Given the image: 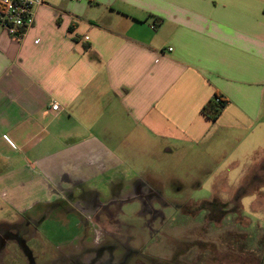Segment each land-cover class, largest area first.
Returning <instances> with one entry per match:
<instances>
[{"label":"crops","instance_id":"0c3cea01","mask_svg":"<svg viewBox=\"0 0 264 264\" xmlns=\"http://www.w3.org/2000/svg\"><path fill=\"white\" fill-rule=\"evenodd\" d=\"M32 1L21 40L0 30V233L35 238L6 240L0 264H29L26 247L89 259L124 205L156 202L163 157L264 134V0Z\"/></svg>","mask_w":264,"mask_h":264},{"label":"rangeland","instance_id":"374dc122","mask_svg":"<svg viewBox=\"0 0 264 264\" xmlns=\"http://www.w3.org/2000/svg\"><path fill=\"white\" fill-rule=\"evenodd\" d=\"M234 157L240 159L239 165L229 166ZM156 170L163 187L152 189L150 196L161 202L126 204L125 212L115 216V221H121V231L134 236L130 248L148 246L147 253L178 264H260L264 257L263 133L243 141L239 151L227 146L219 153L163 157ZM220 204L228 208L224 217L211 214ZM237 204L242 207L238 209ZM6 217L10 215L1 218ZM55 225L49 220L44 226L52 229L45 235L51 241L59 229ZM32 238L25 237L27 241ZM55 250L35 252L37 264H65L55 260L59 257ZM126 250L115 248L107 264H124ZM69 254L76 258L75 252ZM83 264H90L89 259Z\"/></svg>","mask_w":264,"mask_h":264},{"label":"flooded vegetation","instance_id":"af4514ba","mask_svg":"<svg viewBox=\"0 0 264 264\" xmlns=\"http://www.w3.org/2000/svg\"><path fill=\"white\" fill-rule=\"evenodd\" d=\"M151 199H155L156 200L155 203L161 202L160 199H156V198H151ZM149 204H153V203H149ZM236 206L238 209H240L242 207L240 204H237ZM222 209H224L225 212H223ZM227 210H228V208L226 205L220 204V206L218 208H216L211 214L218 213V214L222 215V217H224L225 215L229 214V212H227ZM151 211H152V208H151ZM144 229H146L145 225H144ZM118 231L121 234V236L118 235V232L114 233V234H110L109 235L110 241H106L104 237L98 238L96 236L93 238L92 248L86 249V251H90V256H89L90 264L97 261L96 260L97 258H102L103 255L107 252L110 254V258H105L104 262H105V264L110 263L112 261L113 251L117 247H123L125 249H129V250H126V251H128L127 252L128 258L124 264H178V263L172 262L170 260H166L163 258H157L154 255L147 253V247L148 246L147 247L142 246V248L136 247L135 249H132V247H133L132 246L130 248V245H131L130 242L135 240L133 238L134 236H132V234H130L128 232H124V231L122 232L120 228ZM25 237L26 236L22 235L20 232L17 234L0 233V254L3 253L1 251V248L3 247L6 240L14 239L17 241L18 245H22V246L24 245L25 246L24 243L28 242L27 239H25ZM22 252L24 253V254L22 253L24 255V257L28 259L29 264H37V259H36L37 257H35L34 252L27 249V247H26V250L25 251L22 250ZM58 253H59V257H58V259H55V260L62 259V261L65 264H83V261L81 262L78 258H72L71 255L69 254L70 252H67L68 254L65 258H62L63 253H61L60 251H58ZM113 261H114V258H113ZM260 264H264V257L261 259Z\"/></svg>","mask_w":264,"mask_h":264},{"label":"built area","instance_id":"2783aa9c","mask_svg":"<svg viewBox=\"0 0 264 264\" xmlns=\"http://www.w3.org/2000/svg\"><path fill=\"white\" fill-rule=\"evenodd\" d=\"M37 3L32 0H0V30L6 32L14 41L21 40L35 25L33 8ZM51 109L58 111L60 107L53 104Z\"/></svg>","mask_w":264,"mask_h":264},{"label":"trees","instance_id":"16d2710c","mask_svg":"<svg viewBox=\"0 0 264 264\" xmlns=\"http://www.w3.org/2000/svg\"><path fill=\"white\" fill-rule=\"evenodd\" d=\"M226 104L227 102L221 97H215L202 108V113L210 120L216 121L221 116Z\"/></svg>","mask_w":264,"mask_h":264}]
</instances>
